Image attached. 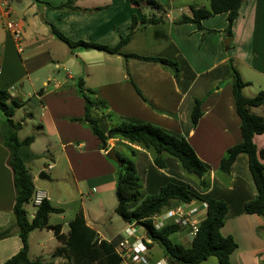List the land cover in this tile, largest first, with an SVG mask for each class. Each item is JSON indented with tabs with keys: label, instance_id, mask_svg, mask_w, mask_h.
Listing matches in <instances>:
<instances>
[{
	"label": "crops",
	"instance_id": "1",
	"mask_svg": "<svg viewBox=\"0 0 264 264\" xmlns=\"http://www.w3.org/2000/svg\"><path fill=\"white\" fill-rule=\"evenodd\" d=\"M65 1L0 0V89L23 103L13 116L14 122L22 125L18 137L24 126L37 129L30 150L42 156L38 160L46 162L40 166L38 175L42 171L48 174V181L53 182L57 190L70 182L80 198L84 189L89 194L99 195L98 210L80 199V207L70 220L61 218L52 223L53 215L63 213L50 214L48 224L59 225L60 234L67 236L68 223L81 211L86 225L97 233L100 240L107 242L125 238L129 226L125 224L116 238L110 240L98 230L105 224L106 210L102 201L114 192L116 167L106 159V152L99 148V141L89 127L76 121L84 116V101L76 88L81 79L84 87L96 92V96L107 105V111L97 115L105 127L120 121L161 127L184 137L198 159L208 166L206 179L209 186L202 189L199 180L183 173L172 157L162 154L165 167L160 169L153 163V150L109 140L108 149L113 146L116 153L120 152L122 157L134 163L142 186L137 205L147 196L157 194L168 182L189 186L202 201L210 198L223 200L227 213L221 233L232 238L237 245L230 262L263 264L264 220L244 211V204L256 195L247 167L248 158L239 154L228 174L220 173L218 168L228 148L242 142L240 121L232 98V67L243 82L248 83L242 90L243 97L252 98L264 92V0L243 1L238 17L232 23L230 37L225 35L226 13L202 19L200 28L187 22L179 23L183 17L192 18L191 8L207 9V0H154L160 5L159 10L144 2L135 5L132 0H76L73 4L75 11L69 12L48 6L55 7ZM132 17H135L136 26L121 53L171 60L180 69L178 77L158 63L81 48L70 50L49 30V26L53 27L72 42H93L111 48L129 33ZM142 19L157 22L143 25ZM9 20L16 22L21 29L22 53H18L15 42L4 28ZM52 65L55 68L59 65L63 74L53 75ZM195 99H203L202 118L192 128L189 114ZM250 111L264 118V105ZM108 115L112 118L109 119ZM4 120L0 112V124ZM253 141L259 155L264 151V135H254ZM130 150L134 151V156H130ZM8 158L9 153L0 141V234L9 231L0 238V264L20 249L12 213L15 195ZM259 161L264 167V159L259 158ZM30 166L31 162L27 167L34 191L44 192L46 201L64 212L47 187L37 185V177L32 175ZM202 201L184 204L186 211L194 210L193 220L198 223L206 215ZM28 205L33 208L30 212ZM109 205L112 207L111 199ZM22 209L27 220L31 221L38 208L29 201ZM167 224L169 222L164 225ZM180 228L182 232L176 233L180 236L177 241L190 243L193 238L190 228ZM43 234L51 246H45ZM134 235L144 238L150 245L147 247L150 262L166 261L157 244L146 239L145 231L140 234L135 228ZM61 246L51 230H35L28 236V259L63 264V257H52Z\"/></svg>",
	"mask_w": 264,
	"mask_h": 264
},
{
	"label": "trees",
	"instance_id": "2",
	"mask_svg": "<svg viewBox=\"0 0 264 264\" xmlns=\"http://www.w3.org/2000/svg\"><path fill=\"white\" fill-rule=\"evenodd\" d=\"M76 0H66L58 6L52 7L54 10L75 11L73 4ZM208 8H191L192 18L183 17L179 23H191L200 28V21L204 18L220 14H227V25L225 35L230 37L232 23L238 17V10L244 0H207ZM133 4L138 5L144 2L159 10L160 5L154 0H132ZM141 24H154L157 21L151 19ZM136 26L135 17L129 27V33L120 38L118 44L114 47H107L97 43L77 41L72 42L61 33L49 26L50 34L58 41L68 46L70 50L76 48L94 50L108 55H120L124 59H137L140 61L154 62L162 67L169 69L174 77H178L179 70L177 63L156 57H141L135 54H123L121 49L129 42L134 28ZM232 98L235 105L236 114L240 121V133L242 142L228 148L224 157L221 159L219 171L222 174H228L230 166L235 162L239 154H245L248 158V171L256 188L255 198L248 200L244 204V211L247 215H255L264 220V167L260 159H264V151L259 155L256 153L253 144L254 135H264V118L251 113L253 107L264 105V92L252 98H245L242 90L248 86L243 82L239 74L232 67ZM77 93L84 101V116L76 120L85 124L91 130V133L99 141V148L103 151L108 150V141L111 139L125 141L132 145L140 146L145 150H153V163L155 167L163 169L164 161L161 157L166 154L180 164L182 171L187 175H194L199 180V186L207 189L209 183L206 175L209 172L208 166L203 164L196 156L194 150L187 140L179 135L172 134L147 123L120 121L105 127L98 114L103 115L107 111V105L96 96V92L90 91L84 87L83 81L79 79L76 83ZM203 99H195L193 107L189 114L191 127L194 128L202 115L201 105ZM23 103L13 99L5 91L0 89V112L5 117L4 122L0 124V141L9 153L8 166L13 173L14 204L12 213L15 218L20 240L19 251L10 257L4 264H45L42 259L30 261L28 259V236L35 230H51L55 237L61 242L62 246L57 248L52 257H63V264H121L122 259L115 253L114 245L121 239L107 242L100 240L97 233L86 225L85 218L79 211L68 223L69 231L67 236L60 233L59 225L50 226L48 217L50 214L63 213L61 209L53 208L48 201H43L38 207L34 218L28 221L22 208L27 205L34 192L32 176L27 167L29 162L42 159L41 155L34 154L30 150V145L34 141V136L30 135L22 140L18 139V133L22 128L21 123L14 122L15 112L22 108ZM109 119L112 116H107ZM110 138V139H109ZM131 151V150H130ZM122 161V167L117 168L115 173L114 194L116 198V207L113 210L126 225L141 223L146 227V239L151 243L157 244L162 250L163 258L167 264H202L204 261L215 258L216 264H232L231 256L237 249L236 243L229 236H224L221 229L224 225V217L227 213V205L219 199H202L194 194L187 185H180L168 182L155 195L147 196L138 205L141 195V182L137 175L134 163L116 153ZM134 151L130 152L134 156ZM202 201L206 204V215L197 225V232L190 243L172 242L170 237L181 229L175 224L163 225L159 228L153 226L152 219L178 205L190 204L192 201ZM136 204V205H135ZM9 231L0 234L4 238ZM146 247L150 245L144 241ZM264 264V262H263Z\"/></svg>",
	"mask_w": 264,
	"mask_h": 264
},
{
	"label": "rangeland",
	"instance_id": "3",
	"mask_svg": "<svg viewBox=\"0 0 264 264\" xmlns=\"http://www.w3.org/2000/svg\"><path fill=\"white\" fill-rule=\"evenodd\" d=\"M185 1L189 2V0H185ZM59 67H60L59 65H57L56 68L54 67V65L51 66V68L53 70V72H52L53 75H55L58 72H60L61 75L63 74L62 70H60ZM251 91H252V89H251ZM247 94H249V93L247 92ZM36 130L37 129L33 128L31 125L24 126V128L21 131L18 139H21V138L23 139V137L30 136V135L35 136L36 135ZM118 154L123 156L120 152H118ZM171 159L176 162L175 159H173V158H171ZM45 163L46 162L44 160H42V161L41 160H34V161L31 162L30 169H31L32 175L37 177L36 178L37 185L41 184L42 186L47 187L48 192L51 195L53 194L54 198H56L59 201L60 208H62L64 210L62 215H59V216L53 215L51 217V222L52 223L55 220H59L60 221L61 218H63L62 219L63 221L70 220L72 218V216L74 215V213L76 212V210H78V208L80 207V205H79L80 199H82L83 202L86 203V205H90L92 207H95L98 210L99 195L97 193L93 192L92 194H89V192L87 190H85V189L83 190L82 189L83 192H84V195L82 196V198H80V195L77 193V191L75 190L74 186L73 185L70 186V182L67 183L66 185H64L63 187L59 186L60 190H57V186L55 184H53V182L51 183L48 180H41L40 181V179H38V171H39L40 166L42 164H45ZM216 174H218V176H223V175L219 174L218 172H216ZM189 177H193L194 178L195 176L194 175H190ZM110 199L112 201V207H110V205H109ZM102 202H103V208H104V210H106V215H105L106 217H105V220H104V223H105L104 226L101 229H98V230H99L100 234L102 236H104L105 238H107L109 240L110 239H114V238H116L117 234L123 228H125V223L118 216H116L114 214V211H113L114 210V206H116V198H115L114 192H112L111 197L107 198L106 200H104ZM32 209L33 208L30 205L27 206V210L29 212ZM135 228H137V231H139L140 234L144 233V230L141 229L140 227H135ZM181 232L182 231L179 230L178 233H181ZM178 235L173 234L170 237V240L172 242H174V243L178 242L177 239L180 237ZM43 237H44L43 240H44L45 246L46 245L47 246H51L52 243L47 238V236H45L43 234ZM183 241H185V240H183ZM215 263H216V259L215 258H210V259L206 260V262H204V264H215Z\"/></svg>",
	"mask_w": 264,
	"mask_h": 264
},
{
	"label": "built area",
	"instance_id": "4",
	"mask_svg": "<svg viewBox=\"0 0 264 264\" xmlns=\"http://www.w3.org/2000/svg\"><path fill=\"white\" fill-rule=\"evenodd\" d=\"M4 28L15 42L18 53H22V32L19 25L14 21L9 20L5 22ZM46 198V194L41 190L34 191L30 203L35 208H38L43 201L47 200ZM203 206L206 208L205 203ZM185 208L186 206L183 204V206L178 205L173 209L162 211L160 215L152 219L153 222L155 221V225L153 224V226L159 228L167 222L179 227L187 226L190 228V235L194 237L197 232L198 222L193 220L194 210L186 211ZM125 234L126 237L114 245V251L122 259V262H130L134 264H167L164 260L150 262L147 257L148 249L144 244L145 239L134 235L135 229L133 225H129L128 228H126Z\"/></svg>",
	"mask_w": 264,
	"mask_h": 264
},
{
	"label": "water",
	"instance_id": "5",
	"mask_svg": "<svg viewBox=\"0 0 264 264\" xmlns=\"http://www.w3.org/2000/svg\"><path fill=\"white\" fill-rule=\"evenodd\" d=\"M105 157H106L107 160L112 162L117 168H121L122 167V165H123L122 161L117 156L116 151H115L113 146L110 147L107 150V152L105 153ZM38 179H40V180H49L48 176L43 171L39 173ZM133 227H134V229H135V227H140V228H142L144 230L146 229V227L143 226L141 223H134Z\"/></svg>",
	"mask_w": 264,
	"mask_h": 264
}]
</instances>
